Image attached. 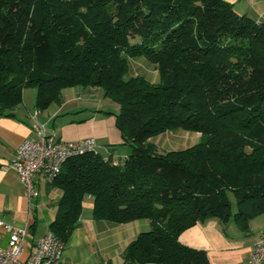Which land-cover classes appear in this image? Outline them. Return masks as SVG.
I'll return each mask as SVG.
<instances>
[{
    "label": "trees",
    "instance_id": "16d2710c",
    "mask_svg": "<svg viewBox=\"0 0 264 264\" xmlns=\"http://www.w3.org/2000/svg\"><path fill=\"white\" fill-rule=\"evenodd\" d=\"M136 58L156 81L130 73ZM76 86L117 105L99 111L114 114L130 152L64 163L50 231L65 243L88 196L96 220L149 221L124 264H211L183 230L217 218L247 232L264 213V21L225 0H0V114L15 116L25 89L45 110ZM177 129L200 139L169 151L151 140Z\"/></svg>",
    "mask_w": 264,
    "mask_h": 264
},
{
    "label": "crops",
    "instance_id": "0c3cea01",
    "mask_svg": "<svg viewBox=\"0 0 264 264\" xmlns=\"http://www.w3.org/2000/svg\"><path fill=\"white\" fill-rule=\"evenodd\" d=\"M225 1L238 14L264 21V0ZM129 64L130 73L156 81L154 66L144 58L131 59ZM101 109L117 111L118 107L105 99L98 87L66 88L62 102L53 103L45 110L36 107V90L29 88L25 89L23 103L16 108L15 116L0 114V220L27 229L22 259H26L38 240L50 231L63 194L54 183L37 175L34 180L39 195L29 198L12 166L17 147L24 140L37 139L31 115L39 110L38 119L64 140L92 137L98 153L104 157L111 153L115 159H123L130 148L122 140L114 114H105L99 111ZM192 133L165 131L155 141L153 137L151 140L162 151L183 149L196 143L199 133L195 136ZM92 208L93 198L88 196L83 202L80 225L67 240L58 264H124L123 249L139 232L150 228L147 219L127 223L96 220ZM257 218L260 221L254 224ZM249 228L243 232L233 220L222 223L217 218H208L183 230L178 239L184 245L203 250L211 264H247L248 252L264 234V213L252 218ZM8 239L9 234L0 227V245L6 246Z\"/></svg>",
    "mask_w": 264,
    "mask_h": 264
},
{
    "label": "built area",
    "instance_id": "2783aa9c",
    "mask_svg": "<svg viewBox=\"0 0 264 264\" xmlns=\"http://www.w3.org/2000/svg\"><path fill=\"white\" fill-rule=\"evenodd\" d=\"M39 113L40 111L36 110L31 115L37 139L24 140L17 147L15 160L12 162L29 198L39 195L34 180L37 175H42L48 183H53L68 159L95 150V141L92 137L79 140L60 138L54 130L48 129L38 119ZM113 163L120 162L114 159ZM0 227L9 234L7 245H0V264H58L64 255L66 243L52 231H48L38 240L28 257L22 259L27 229L2 220ZM247 264H264V234L260 235L248 252Z\"/></svg>",
    "mask_w": 264,
    "mask_h": 264
},
{
    "label": "rangeland",
    "instance_id": "374dc122",
    "mask_svg": "<svg viewBox=\"0 0 264 264\" xmlns=\"http://www.w3.org/2000/svg\"><path fill=\"white\" fill-rule=\"evenodd\" d=\"M31 89H33V88H31ZM32 91H33V90H32ZM172 131H174V130H171V132H172ZM176 131H179V132H182V133L185 132V130H182V129H177ZM190 133H192V132H190ZM169 134H170V133H169ZM194 134H195V133H192L193 136H195ZM158 137H160L159 134L156 135V136H154V137H153V141H155ZM199 139H200V138L197 137V139L195 140V142H198ZM95 150H96V149H95ZM229 199L231 200L232 210L234 211V210L236 209V207H235V200H234V198H233V196H232L231 194L229 195ZM257 221H260V219L257 218V220H255L254 224H256ZM255 226H256V225H255ZM233 227H234V226H233Z\"/></svg>",
    "mask_w": 264,
    "mask_h": 264
}]
</instances>
